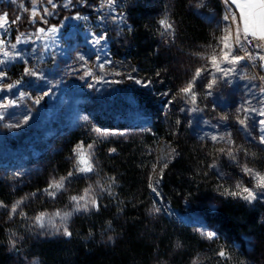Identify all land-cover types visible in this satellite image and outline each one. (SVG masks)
Returning a JSON list of instances; mask_svg holds the SVG:
<instances>
[{"label": "trees", "instance_id": "1", "mask_svg": "<svg viewBox=\"0 0 264 264\" xmlns=\"http://www.w3.org/2000/svg\"><path fill=\"white\" fill-rule=\"evenodd\" d=\"M56 1L61 8L58 15L100 3L72 0L67 9L61 4L67 0ZM118 1L125 24L117 30L106 28L109 53L135 65L136 72L127 84L150 121L127 126L93 117L55 136L47 153L29 166H0V202L7 206L0 207V264H193L194 259L197 264H264V199L258 196L249 203L240 196L222 194L224 188L235 190L237 183L264 192L255 188L252 175L242 171L246 164L264 173V144L256 139L249 123L247 128L237 123L235 113L257 93L250 91L249 82L237 80L228 90L218 82L207 95L209 71L196 80L195 104L179 91L197 69L209 65L208 57L217 44L215 26L228 5L224 0ZM22 4V0L0 2V11L19 15ZM54 12L47 17L49 23L56 22ZM165 15L174 31L161 35L164 29L159 21ZM105 23L96 29L105 30ZM25 24L22 15L16 30L24 29ZM16 35L14 31L12 36ZM248 70L251 76L264 75L258 66L249 65ZM6 75L16 86L19 66L10 65ZM243 84L247 89L241 91L240 99L237 92ZM193 108L198 110L191 111ZM225 115L228 119L222 120ZM97 128L117 134L101 136L94 131ZM214 133L225 139L213 143L209 136ZM5 140L14 150L16 139L6 135ZM161 141L169 142L177 152L163 170V201L198 223L170 218L154 199L149 185ZM81 144L92 145L93 172L74 174L70 182L65 181L66 190L53 199L44 190L54 178L59 180L73 170ZM228 150L236 155L235 162L227 156ZM89 186L100 210L74 212L67 224L71 237L47 235L35 224L34 217L42 212L72 211L70 197L83 195ZM21 199L17 214L9 219L11 207ZM156 208L160 211L155 212ZM201 225L215 232L216 238L201 236L197 231ZM221 248L228 259L216 255Z\"/></svg>", "mask_w": 264, "mask_h": 264}, {"label": "rangeland", "instance_id": "2", "mask_svg": "<svg viewBox=\"0 0 264 264\" xmlns=\"http://www.w3.org/2000/svg\"><path fill=\"white\" fill-rule=\"evenodd\" d=\"M11 1L16 0H0L3 3H10ZM58 2L60 4V1ZM22 3L23 12L19 16L21 15L20 17H22L23 15L27 22L24 26L25 28L22 30L17 31V23H11L18 14L6 9L0 11V14L4 12L8 13V24L5 25L8 29L6 38L2 35L4 30L0 29V39H5V44L0 46V59L6 61L4 65L0 66V70L5 74L4 79L0 80V88L3 89L0 91V115L4 117L0 120L1 167L29 166V164L39 160L47 153L55 136L64 131L71 130L79 123H85L93 117H104L106 120L116 123L121 122L127 126L146 125L149 123L150 119L140 108L132 89L127 84V82L132 80L136 72L135 65L125 58L112 57L109 53L108 38L106 41H101V44H94L95 39L101 33L106 32L108 35L106 28L111 31L113 28L117 30V28L124 26V16L120 11V2L118 0L115 8L117 19L113 20L111 16H108L103 21L106 22V25L103 26L105 30L96 29V27H100L103 23L99 20V16L87 13L88 11L98 13L96 8L100 3L94 2L91 6L83 5V9H79L76 12H70L69 7H66L68 10L64 11L62 15H58V12L61 10L59 5L53 9L51 5L47 4V0H36L35 7L39 11V14L35 17V24L29 22L33 10L32 0H22ZM61 4L64 5L63 2ZM39 5H43V7L38 9ZM45 7L52 13L55 11L54 17L56 22H41L40 18L44 16L43 9ZM228 7L224 6L223 17ZM230 7L236 12L238 19V9L235 8V5H230ZM103 11L104 14L108 13L107 8ZM77 13L81 17L86 16L88 19H73L72 17L76 16ZM119 14H122V18ZM47 17L49 18L51 15ZM47 17H45L46 20ZM65 17H68V19H65ZM223 17L221 18L222 21L215 26L217 31L215 51L217 55L220 53V48L217 47L219 38L225 34V25L231 23L230 20L225 21ZM213 22H215V19ZM61 24L63 27L60 28L58 34H48L50 27L60 26ZM39 28H44L45 33H39L37 31ZM14 31L17 34L16 36H19L21 33L24 34L21 36V43L19 44L16 43L17 37L12 36ZM54 36L55 39L53 38ZM12 45H15V48ZM5 51L9 54L7 57L3 54ZM18 52L22 53L23 58H17ZM80 56H83V60L79 59ZM97 57L104 64L103 68L96 63ZM105 61L107 62L104 63ZM241 63L245 64L247 62L242 61ZM10 65H18L21 75L17 81L19 83L11 91H8V85L11 83L7 80L6 70ZM26 67H35L38 75H25ZM220 67L228 68L231 65L221 60ZM248 68L249 66L247 68L237 66V74L218 81L219 84L222 88L228 90L231 85L227 82L228 79L232 83L237 80L248 83L249 80L240 79V75L244 74L252 77L249 75ZM206 69V71H209V81L212 79L211 74H215L216 76L222 75L211 63H209ZM89 72H91V75H87ZM252 83L258 85L256 80L252 81ZM246 84L239 86L240 91L237 92V95L240 99L242 97L241 91L247 89ZM250 91H256L258 96H251L249 99L251 100V106L259 108L261 106L258 103L260 99L259 90L251 89ZM41 97L43 98L41 99ZM36 100H39V103H35ZM260 119H264V117L257 116L254 113L248 121L250 124L249 129L255 133L257 140L261 135H264L260 131V125L256 123ZM211 126L218 130V126ZM6 135L16 139L18 142L17 144L15 143L14 150L11 148V145L7 144L5 140ZM213 135L217 136L216 133L208 136L210 138ZM223 144L226 145L225 143ZM84 148L87 150L88 147ZM172 148L174 147L167 141L159 143L157 165L151 176V184H155L159 179L163 164L167 162L169 165L175 159L177 155L176 151L169 155ZM261 175H264V173ZM160 185L161 179H159L157 187L159 196L151 188L158 207L167 216L177 221L198 223L192 217L166 205L162 198ZM56 212L51 215L49 214L48 217L54 218L55 222L59 224V218L54 217ZM58 212L63 213V211ZM41 231L47 235L62 234V232L57 233L51 227L41 228Z\"/></svg>", "mask_w": 264, "mask_h": 264}, {"label": "snow or ice", "instance_id": "3", "mask_svg": "<svg viewBox=\"0 0 264 264\" xmlns=\"http://www.w3.org/2000/svg\"><path fill=\"white\" fill-rule=\"evenodd\" d=\"M72 3V0H67V3L64 4V7H67ZM224 3L226 5H229L227 12L223 19L225 21H231L230 24L225 25V34L222 35L219 38V43L217 47L220 48V53L217 55L215 49L213 50V53L210 57H208L209 62L216 67L217 71L222 73L220 76H216L215 74L212 75V79L206 84L207 89V95L212 94V90L215 87V85L220 80H225L228 77L237 74V66H241L242 68H247L249 65H251L252 68H256L257 66L264 70V0H224ZM33 4V10L31 12V18L29 20L30 23L35 24L36 20L35 17L39 14V11L36 9L35 4L36 0H32ZM47 4L51 5L53 9L58 7V3L54 2V0H47ZM117 5V0H101L99 6L96 8V11L100 13L99 20L101 22L105 21L108 16H111L113 20L117 19V14L115 13V8ZM230 5H235V8L238 9L239 18L237 19V14L233 9L230 7ZM108 9V13L104 14V9ZM27 11V9H25ZM44 16H41V22L47 23V20L45 17L52 15L53 13L49 11L47 7L43 9ZM122 18V14H119ZM73 19L80 20L84 19L87 20L88 18L81 17L79 13H77L76 16L72 17ZM21 17L17 15L12 21V24H16ZM65 19H68V17H65ZM161 27L164 29V32L161 33V35H164L165 33H171L174 31V26L172 23L169 22L168 17L165 15L164 18H162L159 21ZM8 24V13L4 12L3 14H0V29H3L2 35L6 38L8 34V29L5 27V25ZM63 27L61 24L60 26H52L48 29V34H58L60 31V28ZM131 31V28L128 29ZM39 33H45L44 28H39L37 30ZM24 34L21 33L19 36H17L16 43H21V36ZM55 39V36L53 37ZM107 40V33L103 32L101 33L94 41V44H101V41ZM254 41H259L260 43H254ZM5 44V39H0V46H3ZM13 48H15V45H12ZM4 56L7 57L9 54L7 51H5ZM17 58H23L22 53H17ZM79 59L83 60V56H80ZM223 61L226 64L231 65V67L228 68H222L220 67V61ZM242 61H246L247 63L242 64ZM257 61H259V65H257ZM105 61L104 63H106ZM6 63L5 60L0 59V66L4 65ZM96 63L103 68L104 64L100 61V58L97 57ZM207 69L202 67L200 69H197L196 73L192 77L190 81L186 83V85L181 88L179 91L185 96L190 99V101L195 104L197 99V94L193 91L196 80L201 76V73L203 71H206ZM4 73L2 70H0V80L4 79ZM25 75H31V76H37L38 71L35 67L33 68H25ZM87 75H91V72L87 73ZM240 79L249 80V84L251 86V89H258L260 94V99L258 100V103L261 105L259 108L251 106V100H245L244 104H242L240 107L236 109V120L237 122L244 128L248 127V121L252 118L250 113H255V115L264 117V75H258V76H252L249 77L246 74L240 75ZM256 79H259L262 83L259 85L253 84L252 81H255ZM139 83V81H137ZM229 84L232 83L230 79L227 80ZM19 83V82H17ZM91 86V85H90ZM14 87V85L9 84L8 85V91H11V89ZM250 89V90H251ZM3 89L0 88V91ZM47 94V93H45ZM43 97H41L42 99ZM35 103H39V100H36ZM6 107V106H5ZM198 109L193 108L191 111H197ZM4 117L0 115V120H2ZM222 120H227L228 117L225 115L221 117ZM260 125V131L261 133H264V119H260L256 121ZM94 131L101 136H107L109 134H117V133H107L102 132L101 129L97 128L94 129ZM122 134V133H120ZM230 136V134H229ZM210 139L213 141V143L218 142V140H224L225 137H217L216 135H213L210 137ZM259 142L261 144H264V135H261L259 137ZM92 145L89 144L87 150H85L83 144L78 145L76 149V163L74 164L73 170H70L67 174V176H62L59 178V180H56L55 178L49 183V186L47 189L44 190V192L52 197L53 199L56 198L57 194L61 190L65 189V181H71V178L74 176V174L78 173H91L94 170V162L91 160V156L93 155L92 151ZM239 151V149H237ZM111 151H115V149H112ZM175 149L172 148L169 155L172 153H175ZM221 152L224 151V149H220ZM247 155V153H246ZM227 156L232 160L236 161L237 157L233 154L231 150H228ZM168 164L165 162L161 168V175L159 179L163 178V169L167 168ZM212 167H216L215 164L212 165ZM153 171H155V165L153 166ZM242 171L246 175H252L253 178L256 180L255 188L264 189V175H261L257 172H255L253 169L249 168L246 164L242 167ZM220 176H223V173H219ZM159 179L156 181L155 184H150L149 186L152 188L153 192H156L157 196H159V192L157 191V187L159 184ZM113 183H115L113 179ZM92 189L91 186H89L88 189H85V192L83 195H73L70 197V203L72 204V211H65L63 213L56 212L54 214V217H58L60 220V223L57 224L55 222L54 218H49L47 213H40L38 216L34 217L35 224L38 225L40 228L45 227H51L56 230L57 233L62 232V234L66 237H71L72 233L69 231L67 227L68 220L72 217L74 212H88L91 209H95L96 211L100 210V204L97 200V198L91 194ZM111 194V192H109ZM222 194H227L231 196H240L242 199L248 201L251 203L252 201L256 200L259 196L260 199H264V192L257 193L254 189H250L248 187H242L240 183L236 184L235 190H229L228 188H224V192ZM32 196H35V193L31 194ZM23 203V199L16 202L11 207L10 213H9V219L12 218L13 215L17 214V208L20 204ZM0 207H7L3 204V202H0ZM160 209L156 208L155 212H159ZM21 215H25L24 213H21ZM197 231L200 232V235L203 236L207 240H213L216 238V233L213 231H209L207 229H204L203 226L197 227ZM113 238L111 236L108 237V240L111 241ZM180 245L178 244L177 247ZM12 247L15 248V242L12 243ZM216 255H218L222 259H228V253L221 248ZM193 264H197V261L194 259Z\"/></svg>", "mask_w": 264, "mask_h": 264}, {"label": "built area", "instance_id": "4", "mask_svg": "<svg viewBox=\"0 0 264 264\" xmlns=\"http://www.w3.org/2000/svg\"><path fill=\"white\" fill-rule=\"evenodd\" d=\"M254 43H260V42L259 41H254ZM256 63H257V65H259L260 62L257 61Z\"/></svg>", "mask_w": 264, "mask_h": 264}]
</instances>
